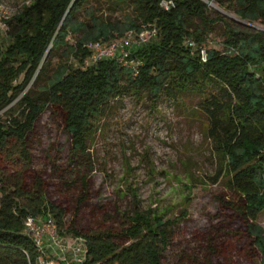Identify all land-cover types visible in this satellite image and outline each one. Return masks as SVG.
I'll return each mask as SVG.
<instances>
[{
  "label": "trees",
  "instance_id": "1",
  "mask_svg": "<svg viewBox=\"0 0 264 264\" xmlns=\"http://www.w3.org/2000/svg\"><path fill=\"white\" fill-rule=\"evenodd\" d=\"M87 1L32 0L6 20L8 30L0 42V109L18 100L20 110L0 117V264H37L39 250L26 233V220L44 213L60 234L86 239L84 264H164L182 217L144 207L134 187L121 231L83 232L68 223L67 209L47 196L41 182L34 185L25 178L32 160L29 134L48 109L57 110L70 140L65 182L77 179L82 204L95 166L92 143L109 104L126 91L146 93L155 109L162 100H178L184 93L203 96L204 132L217 161L212 183L222 182L227 191L217 196L218 202L243 222V233L264 260V227L257 222L264 211V30L243 28L225 14L211 16L208 4L217 2L242 20L264 22V0H174L170 10L160 0H119L132 4L125 22L95 17L89 26L76 20ZM149 22L157 24L159 36L133 52L138 72L115 59L84 66L88 44L124 37ZM217 23L225 25L224 50L206 45ZM83 28L71 43L70 33ZM187 38L207 49L206 61L185 44ZM3 162L12 166V174ZM206 264H213L212 258Z\"/></svg>",
  "mask_w": 264,
  "mask_h": 264
},
{
  "label": "rangeland",
  "instance_id": "2",
  "mask_svg": "<svg viewBox=\"0 0 264 264\" xmlns=\"http://www.w3.org/2000/svg\"><path fill=\"white\" fill-rule=\"evenodd\" d=\"M31 1L0 0V42L8 30L6 20ZM208 4L211 16L225 14L243 28L264 30L261 19L242 20L217 2ZM131 13L129 1L88 0L76 20L89 26L96 17L121 25ZM86 29L70 33V42ZM225 38V25L217 23L206 45L224 50ZM202 101L200 94L184 93L178 100H162L155 109L146 93L136 96L132 91L111 101L92 143L95 166L88 197L82 204L77 201L81 191L77 179L65 182L70 140L63 128V116L48 109L29 134L32 160L25 178L34 185L41 182L47 196L67 209L68 223L83 232L107 227L121 231L133 206L130 186L134 187L144 207L151 206L166 217H182L164 253V264H206L210 258L213 264H262L260 251L243 233V222L218 202L217 196L227 191L222 182L212 183L217 161L205 136L207 116ZM19 110L15 100L0 109V117L7 118ZM2 166L12 174V166L4 162ZM257 222L264 227V211ZM47 254L49 261L60 264L59 251Z\"/></svg>",
  "mask_w": 264,
  "mask_h": 264
},
{
  "label": "built area",
  "instance_id": "3",
  "mask_svg": "<svg viewBox=\"0 0 264 264\" xmlns=\"http://www.w3.org/2000/svg\"><path fill=\"white\" fill-rule=\"evenodd\" d=\"M160 6L165 10H170L176 6V2L174 0H160ZM158 36L157 24L149 22L140 30L131 31L124 37L91 42L88 44L90 53L84 60V66L93 65L102 59H115L124 65H134L136 72H138L137 65L140 62L132 56L133 52L156 40ZM185 44L192 47L193 52H198L202 61L207 60L208 51L204 46H198L196 41L191 38H187ZM262 173L264 175V167ZM26 233L33 236L38 247L37 264H57L56 261L47 259V253L51 254L56 251H59L57 259L60 264H71L72 261L76 264H84L87 259L86 239L82 236L74 237L60 234L49 213L28 217Z\"/></svg>",
  "mask_w": 264,
  "mask_h": 264
}]
</instances>
